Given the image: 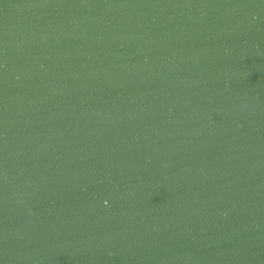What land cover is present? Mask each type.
I'll return each instance as SVG.
<instances>
[{
    "label": "water",
    "instance_id": "water-1",
    "mask_svg": "<svg viewBox=\"0 0 264 264\" xmlns=\"http://www.w3.org/2000/svg\"><path fill=\"white\" fill-rule=\"evenodd\" d=\"M0 264H264V0H0Z\"/></svg>",
    "mask_w": 264,
    "mask_h": 264
}]
</instances>
